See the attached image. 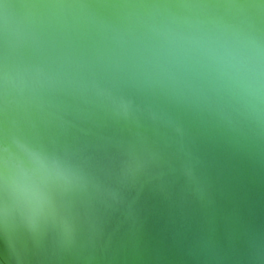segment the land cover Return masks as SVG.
<instances>
[{
    "label": "water",
    "instance_id": "1",
    "mask_svg": "<svg viewBox=\"0 0 264 264\" xmlns=\"http://www.w3.org/2000/svg\"><path fill=\"white\" fill-rule=\"evenodd\" d=\"M148 12L264 40V0H0V264H264V113L161 55ZM30 150L74 174L31 221L4 175Z\"/></svg>",
    "mask_w": 264,
    "mask_h": 264
},
{
    "label": "clouds",
    "instance_id": "2",
    "mask_svg": "<svg viewBox=\"0 0 264 264\" xmlns=\"http://www.w3.org/2000/svg\"><path fill=\"white\" fill-rule=\"evenodd\" d=\"M146 29L159 40V52L178 63L204 70L225 84L258 119L264 113V40L242 21L218 22L197 14L155 17L148 12ZM5 157L0 156V159ZM11 194L33 220L50 212V184L68 182L73 171L61 159L41 150L22 154L11 175Z\"/></svg>",
    "mask_w": 264,
    "mask_h": 264
}]
</instances>
